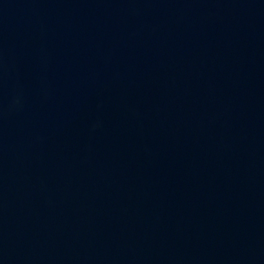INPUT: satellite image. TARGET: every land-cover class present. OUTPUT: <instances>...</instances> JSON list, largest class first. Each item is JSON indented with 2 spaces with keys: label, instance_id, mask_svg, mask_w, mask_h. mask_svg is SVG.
<instances>
[{
  "label": "water",
  "instance_id": "obj_1",
  "mask_svg": "<svg viewBox=\"0 0 264 264\" xmlns=\"http://www.w3.org/2000/svg\"><path fill=\"white\" fill-rule=\"evenodd\" d=\"M0 264H264V0H0Z\"/></svg>",
  "mask_w": 264,
  "mask_h": 264
}]
</instances>
